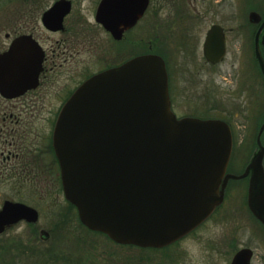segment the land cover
<instances>
[{"label":"water","instance_id":"obj_1","mask_svg":"<svg viewBox=\"0 0 264 264\" xmlns=\"http://www.w3.org/2000/svg\"><path fill=\"white\" fill-rule=\"evenodd\" d=\"M58 5L43 15L45 25ZM111 6L112 0H103L98 12L101 23H111ZM144 8L143 1L135 3L131 14L135 21ZM249 19L260 22L254 12ZM263 29L264 20L255 37V57L264 76L258 46ZM224 50L222 30L212 26L204 55L217 62ZM6 62L25 65L7 69ZM40 63L29 36L15 39L0 55V90L21 88L10 94L14 96L29 88L37 80ZM1 78L13 83L5 84ZM52 142L65 198L76 208L80 223L121 245L160 249L177 242L209 218L222 202L227 180L234 178L225 175L232 149L229 127L216 119H177L170 110L165 65L157 55L136 57L85 81L58 115ZM251 168L249 208L264 224V207L259 209V153ZM21 221L35 223L38 213L5 202L0 234ZM41 235L48 237L44 231ZM251 258L250 249H241L230 264H250Z\"/></svg>","mask_w":264,"mask_h":264},{"label":"flooded vegetation","instance_id":"obj_2","mask_svg":"<svg viewBox=\"0 0 264 264\" xmlns=\"http://www.w3.org/2000/svg\"><path fill=\"white\" fill-rule=\"evenodd\" d=\"M11 1L7 0L8 4L12 5ZM15 1L16 20L11 28L0 29V36L3 34L5 41V44H0L3 45L0 46V55L8 52L15 39L29 36L38 49L41 63L37 80L29 88L14 96L10 94L17 93L21 88L0 90V185L18 196L17 200L4 199L0 209L9 201L31 207L39 213L25 202V198L36 199L37 204H45L43 208L48 210L52 207L51 202L40 197L49 199L56 194L62 197L64 203H57L53 209L65 211L71 203L65 198L52 142L54 125L64 104L91 77L136 57L157 55L165 65L173 114L177 118L192 117L178 115L175 108L180 98L186 97L190 90L195 107L202 103V108L212 114L208 119L224 122L231 132L232 149L225 175L234 178L227 180L222 202L199 227L215 216L222 218L229 209L239 207L256 222L264 236V224L254 217L248 201L253 177L251 165L259 153V209L264 207V76L255 57V37L264 20V13L256 9L251 11L260 16V22L256 23L249 19L251 12L247 15L245 25L250 29L246 53L236 64H228L230 31L218 22L211 23L205 31L186 32L188 38H178L185 32L176 33L170 29L169 34L165 32L163 50L160 53L152 50L151 32L153 21L157 18L150 13L151 5L158 8L164 5H210L216 0H112V21L109 24H103L98 19L103 0H50L44 6L43 1L46 0ZM142 1L144 11L135 21V16L132 18L131 14L135 3ZM57 4L58 8L45 25L43 15ZM108 12H105L106 19H109ZM195 18L197 21L199 15L196 14ZM212 26H219L224 37L225 52L217 62L209 61L203 51L206 35ZM242 33L236 31L237 37ZM175 38L180 40L179 45L172 46ZM258 46L264 61V29L258 35ZM24 65L22 62H6L5 68ZM1 81L13 83L8 79L1 78ZM235 105L240 108H235ZM233 145L239 146L235 148ZM241 146L246 147L240 154L238 148ZM13 182L18 183V188L11 186ZM245 248L249 249H242ZM261 259L264 262V255Z\"/></svg>","mask_w":264,"mask_h":264},{"label":"rangeland","instance_id":"obj_3","mask_svg":"<svg viewBox=\"0 0 264 264\" xmlns=\"http://www.w3.org/2000/svg\"><path fill=\"white\" fill-rule=\"evenodd\" d=\"M11 3L0 0V29L11 28L16 20L17 1L12 0ZM48 3L50 0L43 1V6ZM159 8L157 5L150 7V13L157 18H153L151 32L153 51L160 53L163 50L164 35L165 32L169 34L170 29L176 33L185 32L178 38H188L186 32L205 31L211 23L218 22L230 31L226 61L236 64L249 41L250 28L245 25L247 15L255 9L264 13V0H216L210 5H164ZM196 14L199 15L197 21ZM236 31L243 33L237 37ZM3 36L1 34L0 44H5ZM175 39L172 46L179 45L180 40ZM187 94L176 103L178 115L202 119L212 116L211 112L202 108V103L195 107L190 90ZM236 105L235 108H240ZM238 133L239 130L236 131ZM233 146L237 148L239 145ZM245 147H239L238 153L241 154ZM12 184L13 188H18V183ZM16 194L0 185V203L4 199L17 200ZM40 198L51 202L52 207L47 210L43 208L45 204H37L36 199L25 198L26 203L39 211L37 222L26 224L22 221L0 234V264H230L235 253L244 247L253 250L251 264H264L261 259L264 255V236L256 222L239 207L229 209L222 218L217 215L206 221L169 247L140 249L113 243L106 236L87 230L78 222L73 205H68L65 211H55L53 206L64 203L61 196L55 194L49 199ZM42 231L48 233L47 239L42 238Z\"/></svg>","mask_w":264,"mask_h":264}]
</instances>
